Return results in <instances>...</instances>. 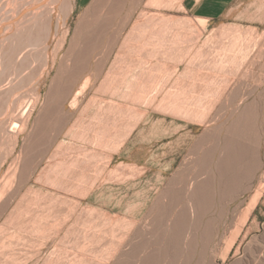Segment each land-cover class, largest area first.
Wrapping results in <instances>:
<instances>
[{"label": "rangeland", "instance_id": "1", "mask_svg": "<svg viewBox=\"0 0 264 264\" xmlns=\"http://www.w3.org/2000/svg\"><path fill=\"white\" fill-rule=\"evenodd\" d=\"M89 1L83 0L73 23ZM182 2L139 6L96 88L56 130L35 175L36 222L29 202L24 204L19 264L76 263L83 256L77 238L97 247L84 252L88 264L175 262L182 243H170L169 205L159 196L204 134L210 137L202 149H208L216 177L214 190L204 197L199 232L207 226L232 230L247 211L260 175L248 192L239 185L254 156L264 161V0H228L211 18L186 10ZM115 58L120 70L113 93ZM218 144L227 146L221 162ZM153 215L162 222L152 232L131 230L116 249L104 243L125 221L142 223ZM253 224L243 247L264 230V197L250 214L248 226ZM131 235L137 242L132 248Z\"/></svg>", "mask_w": 264, "mask_h": 264}, {"label": "bare ground", "instance_id": "2", "mask_svg": "<svg viewBox=\"0 0 264 264\" xmlns=\"http://www.w3.org/2000/svg\"><path fill=\"white\" fill-rule=\"evenodd\" d=\"M145 1L148 4L152 0H90L73 23L83 0H0V219L16 203L0 226V264L20 263L25 202H29L34 222L37 221L40 193L35 189V175L41 160L51 150L56 130H62L96 88L124 27ZM119 70L115 58L110 68L113 93L117 91ZM102 85L99 84L98 94ZM152 93L151 98L156 101L158 89ZM209 137L202 135L192 146L191 157L159 196L160 202L169 205L166 226L170 243H182L175 262L170 264H228L233 250L236 258L231 264H264V230L242 246L257 227L248 226V222L264 197L261 155L254 156L239 185L248 192L260 175L256 192L237 226L232 230L208 226L198 230L206 210L204 197L214 190L216 177L208 167V149H202ZM226 148L217 145L218 162L227 154ZM29 182L32 184L23 192ZM154 210L155 205L151 213ZM158 218L153 215L142 223L125 221L122 231L103 239L104 243L116 249L131 230L146 234L161 226L162 219ZM12 228L13 235L8 233ZM135 237L128 239L131 248L137 243ZM76 243L83 256L73 264H88L84 252L97 247L81 245L79 238Z\"/></svg>", "mask_w": 264, "mask_h": 264}, {"label": "crops", "instance_id": "3", "mask_svg": "<svg viewBox=\"0 0 264 264\" xmlns=\"http://www.w3.org/2000/svg\"><path fill=\"white\" fill-rule=\"evenodd\" d=\"M228 0H183L186 10L192 11L204 18H211Z\"/></svg>", "mask_w": 264, "mask_h": 264}]
</instances>
